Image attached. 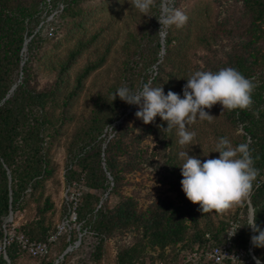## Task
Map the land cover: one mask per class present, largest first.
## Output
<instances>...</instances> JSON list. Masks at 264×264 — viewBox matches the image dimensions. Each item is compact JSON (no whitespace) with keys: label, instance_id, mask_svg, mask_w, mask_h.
Segmentation results:
<instances>
[{"label":"trees","instance_id":"trees-1","mask_svg":"<svg viewBox=\"0 0 264 264\" xmlns=\"http://www.w3.org/2000/svg\"><path fill=\"white\" fill-rule=\"evenodd\" d=\"M164 4L166 0H155L151 10L142 14L129 0H0V240L10 213L15 216L32 202L37 220L17 227L16 232L29 242H40L56 231L57 225H49L46 219L54 206L46 195L47 185L58 180L59 171L52 151L72 125L69 152L74 157L65 180L82 188L75 222L97 240L92 252L96 264L106 241L114 238L121 240L117 264L147 261L153 259L151 253L163 258L167 247L178 244L202 248L222 242L230 218L214 225L209 213L203 214L182 191L179 167L184 161L178 155L176 130L163 131L167 122L160 117L145 125L135 116L136 105L112 99L121 86L135 92L149 80L153 87L163 86L165 94L171 90L182 97L191 73L226 67L256 84L249 109L223 111L228 125L243 133L231 138L220 118L206 122L217 139L249 144L259 175L248 198L255 222L264 230V0H174L188 22L159 33L157 19ZM55 9L59 13L53 17L54 23L58 21L54 44L51 50H42L46 25L42 15ZM41 68L47 76L43 85L37 73ZM104 70H111L108 83L90 90L88 82ZM84 96L90 111L80 116L75 109ZM149 139L157 153L150 155V147L143 145ZM195 140L196 157L201 159V145ZM159 162L160 170L164 169L162 182L170 184L179 202L164 197L143 207L122 194L128 175ZM113 197L119 198L115 204ZM73 206L74 202L64 204L65 217H70ZM244 215L242 246L251 235ZM6 229H11L9 224ZM75 235L71 231L68 241L63 234L48 256L34 259L54 264L48 260L52 250L65 251ZM127 235L130 244L122 241ZM6 252L10 264L26 254L18 243ZM254 253L264 263V247L255 246ZM0 264L7 261L1 258Z\"/></svg>","mask_w":264,"mask_h":264},{"label":"clouds","instance_id":"clouds-1","mask_svg":"<svg viewBox=\"0 0 264 264\" xmlns=\"http://www.w3.org/2000/svg\"><path fill=\"white\" fill-rule=\"evenodd\" d=\"M129 3L132 8L146 14L155 5V0H129ZM188 19L184 11L174 6V0H167V5H162V14L157 19L161 25L159 33L173 26L182 28ZM186 81L182 97L171 90L165 94L163 86L153 87L149 80L135 92L126 85L121 86L113 95L112 101L119 97L129 105H136L138 110L135 116L145 125L160 117L167 122V128L162 129L163 131L176 130L180 146L189 145L195 139L196 133L188 130L189 123L197 119L208 122L215 119L205 109L220 104L223 113L226 109H249L253 104L252 94L256 84L233 67L221 68L216 72L197 70ZM215 152L219 153L218 158L203 161L190 156L188 151H180L178 154L184 161L179 167L182 191L192 204L200 206L199 210L203 214L222 212L244 200L259 175L248 143L234 146L228 137H221L215 145ZM247 226L256 233L251 238L252 244L264 247V230L257 226L255 216L249 217ZM240 227L242 226L233 225L230 229L231 236ZM217 255L221 259L226 257L220 249L217 250Z\"/></svg>","mask_w":264,"mask_h":264},{"label":"rangeland","instance_id":"rangeland-1","mask_svg":"<svg viewBox=\"0 0 264 264\" xmlns=\"http://www.w3.org/2000/svg\"><path fill=\"white\" fill-rule=\"evenodd\" d=\"M167 1V0H166ZM59 10L55 9L53 12L47 13L44 12L42 15V19H46V25L42 30V38L44 42L42 43V50H51L54 44V35H56V31L58 29V25L56 19L54 23V16L58 15ZM163 37V35H162ZM38 68V67H37ZM39 75L40 84L43 85L47 81V76L42 73V68L37 70ZM111 75V70L109 71H101L95 77L88 82V86L90 90H98L100 86H103L108 83ZM222 106L220 104L214 105L211 109H205L210 115H212L215 119L220 118L223 123L227 126L228 137L236 138L237 135L242 134L243 131L239 128L238 130L232 129L228 122L225 119L221 111ZM90 111V101L86 96H84L77 105L75 112L82 116L88 114ZM218 111V112H217ZM220 112L222 114H220ZM218 114V115H217ZM220 115V116H219ZM214 120V119H213ZM207 120L200 121L197 119L193 123H189L188 130L194 131L196 133L195 138L201 145V161L205 159L218 158L219 153L215 152V145L218 141L216 136L214 135L212 129L209 125H207ZM225 127V126H224ZM68 129V134L62 138L60 144L55 147L52 151V158L54 162L59 166V171L57 173L58 180H51L47 185L46 195L51 196V201L53 202V208L49 210L46 214L47 223L49 225H58L64 219V204H69L70 202H74L71 200V195H67L68 184L65 180V175L67 173V168L71 163L74 155H70V148L72 147V133L73 128L71 126L66 127ZM231 141V140H230ZM196 140L189 145L180 146L181 151H188L190 156H196ZM231 143L236 146L232 141ZM144 146H149L150 151L149 154L158 152V148L156 149V144L153 140L149 139L143 143ZM73 148H71L72 150ZM156 149V150H155ZM155 151V152H154ZM159 164V165H158ZM156 167H147L145 166L142 170L135 171L126 177V184L122 190V194L127 197H134L141 206L147 207L153 201H156L159 198L170 197L174 201L179 202L177 197V193L172 190L170 184H166L162 182L161 175L163 174V170H160L161 162H159ZM82 191V188L81 190ZM248 196L238 202L233 204L232 207L226 209L222 212H210L209 217L213 221V224L218 226L219 221H224L227 218L234 217L239 212L242 214H249V206H248ZM119 201L118 197H113L111 199V203L115 204ZM248 206V212L245 210L246 204ZM38 217L36 211V203L32 202L30 205H27L25 210L20 211L15 216L9 217L8 221H10V227L13 226L15 228L21 227L27 222L36 221ZM205 221L201 220L202 227L205 226ZM13 225V226H12ZM75 230V241L72 245V249L68 251V256L66 260H64V256L67 249L65 251H60L57 247L52 250V253L48 257V260L54 262V264H96L94 258L92 256L93 249L97 243V240L93 237V235L87 231H82L80 225L76 222H73L69 228H67L68 241L70 239L71 231ZM126 237V239H125ZM122 241L130 244L132 241L131 235L125 236ZM130 237V238H129ZM125 239V240H124ZM121 244V240L119 238H114L106 241L105 249L101 256L99 263L97 264H117V249ZM65 254V255H64ZM47 261V260H46ZM42 261L39 259H34L29 257L27 254H22L16 261V264H41Z\"/></svg>","mask_w":264,"mask_h":264},{"label":"built area","instance_id":"built-area-1","mask_svg":"<svg viewBox=\"0 0 264 264\" xmlns=\"http://www.w3.org/2000/svg\"><path fill=\"white\" fill-rule=\"evenodd\" d=\"M81 186L77 183L68 185L67 195H71V200L74 201V206L69 209L70 217L64 219L56 227V231L52 233L46 241L29 242L24 235L18 234L16 228L13 226L7 230V224L10 225L8 219L5 222V237L0 240V259H6V249L12 243H18L20 249L33 258H43L49 255L50 247L55 243L59 237L67 233V228L70 227L72 222L76 221L77 215L75 212L78 199L81 196ZM249 206V198H248ZM250 215L247 216V222ZM245 215L240 213L236 217L227 220L226 230L223 235V240L219 244L204 246L202 248H189L178 244L175 248L167 247L164 252L163 258H158L157 253H151L153 259L143 260L139 259L133 264H264L254 253L255 246L252 244L251 238L256 233L250 228L251 235L247 245L242 246L239 242V236L244 229ZM233 225H240L236 234L231 236L230 229ZM207 239H211V235H206ZM130 238V237H129ZM126 239V237H125ZM124 239V240H125ZM220 249L221 253L225 255L224 258H219L217 250ZM235 258L237 261H234Z\"/></svg>","mask_w":264,"mask_h":264},{"label":"water","instance_id":"water-1","mask_svg":"<svg viewBox=\"0 0 264 264\" xmlns=\"http://www.w3.org/2000/svg\"><path fill=\"white\" fill-rule=\"evenodd\" d=\"M164 6H166V4H164ZM164 37H165V34H163L162 41H164ZM24 51H25V50H24ZM163 53H164V51H163ZM14 88H15V87H14ZM14 88H13V89H14ZM13 89H12V90H13ZM249 195H250V193H249ZM249 214H250V217L254 216V209H253V207H252V205H251V203H250V200H249ZM12 215H13V212L10 213V216H9V217H11ZM71 249H72V246H69L65 254H67L68 251H70ZM65 254H64V255H65ZM5 260L7 261V264H10V260L8 259V257H7Z\"/></svg>","mask_w":264,"mask_h":264}]
</instances>
